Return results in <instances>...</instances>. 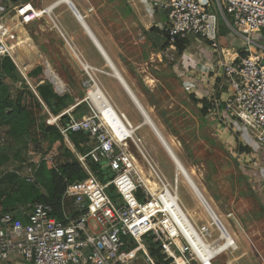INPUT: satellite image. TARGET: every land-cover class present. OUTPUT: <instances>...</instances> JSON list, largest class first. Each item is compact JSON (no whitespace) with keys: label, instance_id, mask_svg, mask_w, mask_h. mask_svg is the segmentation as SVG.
Instances as JSON below:
<instances>
[{"label":"built area","instance_id":"2783aa9c","mask_svg":"<svg viewBox=\"0 0 264 264\" xmlns=\"http://www.w3.org/2000/svg\"><path fill=\"white\" fill-rule=\"evenodd\" d=\"M217 1L218 5L212 0H152L155 8L165 10L168 15L165 28L168 45L163 55L174 62L180 55L177 71L190 76L189 81L195 84L193 70L206 64L187 49L179 51L175 44L191 36L208 40L216 52L217 61L207 67L216 72L220 80L213 84V91H224L225 94L208 99L210 114L226 129H234L235 119L240 120L252 131V140L264 148V54L257 52L258 44L254 38L264 31V0ZM54 2L44 6V0H25L14 5L6 14L0 9V56H10L26 79L25 67L16 58L24 41L12 40L10 36L19 25L45 16L57 26L54 13H47ZM11 11L16 19L7 23L4 19ZM220 18L242 36L244 50L248 53L246 56L227 58L220 50ZM60 32L64 35L61 29ZM83 65L85 67V63ZM85 69L90 76L89 83L99 86L90 74L92 66L86 64ZM89 104L92 112L88 117L77 118L69 113L70 120L66 124L61 123L65 109L58 115L50 113L47 120L49 124H56L67 140L70 131H85L90 135L92 143L88 151L82 153L76 149L88 177L66 188L61 196L59 211L47 202H36L28 204L19 215L3 213L0 216V261L19 253L34 264H142L141 260L144 264H157L144 243V237L149 236L160 242L162 253L170 264H201V257L190 248V241L181 226L175 228L176 219L166 202L167 193L179 198L177 174L174 188L135 137L137 126L129 124L133 130L131 135L120 124L115 126L108 122L109 128L92 103ZM4 141L5 136L1 135L0 145ZM130 143L137 148L158 179V192H153L145 182L136 160L130 155ZM244 154L247 156L248 153H240L239 157ZM89 160L105 163L112 178L106 182L100 180ZM109 187H113L116 200L108 193ZM139 191L142 198L138 195ZM208 212L214 228H201L195 224L200 235L210 243L226 242L222 229ZM126 239L135 241L137 247L124 251Z\"/></svg>","mask_w":264,"mask_h":264},{"label":"rangeland","instance_id":"374dc122","mask_svg":"<svg viewBox=\"0 0 264 264\" xmlns=\"http://www.w3.org/2000/svg\"><path fill=\"white\" fill-rule=\"evenodd\" d=\"M22 1L25 0H0L1 12L6 14L14 5ZM34 1L38 2V0ZM212 1L218 5L217 0ZM94 2L97 3L98 9H102L104 12L100 21L101 24L105 23L108 28L107 33L112 39L115 55L121 58L127 75L138 76L137 84L144 91V98H147L151 103V113L158 121L159 129H162L163 134L172 143L174 152L186 167L190 178L193 175L200 187L205 189V192L213 198L217 212L221 215L233 237L236 238L239 249L230 248L219 255L212 264H264V187L261 188L264 183V148H257L256 146L259 147V145L253 144L255 146H249L253 150L251 154L248 153L247 156L244 154L243 157H239V154L244 152V150H240L239 143L244 147L248 145L247 142L253 143L250 128L244 126L240 120L235 119L234 129L223 132V127L218 125V121L214 117H210L212 115L204 114L201 111V105L197 102L201 99H198L196 95L197 93L200 95V89L209 90L210 85L214 86L213 83L220 82L216 72H212L207 67L208 65L200 66L199 78L195 79L194 84L192 81L186 82L180 77L181 73L177 71L179 65L172 60L160 61L156 56L157 60L155 61L142 62L145 54L140 47L144 46L145 42L143 44L139 42L138 26L132 25L133 19L127 15L128 11L125 12L126 14L124 13L126 0H94ZM109 9H113L114 12L109 11ZM116 11L121 12L116 14ZM57 15L55 16L56 20L58 18L61 23L67 24V20L58 13V10ZM15 19L16 16L11 11L4 20L11 23ZM67 25L71 28V24ZM51 27L52 29H50ZM222 27L225 28V26ZM229 32L232 33V38L236 39V43L232 45L239 50L238 54L240 55V51L244 50L245 42L242 36L233 30L226 31L224 33L226 36L220 38L221 47H229V36L227 35ZM152 33L156 32L152 31ZM254 38L259 39L258 34ZM10 39H22L24 41L21 46L22 50H18L17 60L20 58L28 61L32 67L39 61L43 65V72L31 80V84L36 85L42 80L51 81L46 73L48 69L47 60H49L50 65L62 77L67 86V90L61 92L51 81L57 92L71 94L76 102L84 97L88 98L87 90L92 86V83H89L90 76L84 65L79 63L78 66L71 63V49L62 37L58 36V30L48 16L28 24L19 25L14 29ZM210 47L211 43L206 39L196 36L190 37V51L198 50L201 55L200 58L204 62H207L205 56ZM80 49L88 59L89 63L85 64L92 66V69H89L90 74L99 86L109 94L111 101L126 115L128 110L124 104L125 100L111 80L113 78L112 68L107 65L108 63L103 57H97L94 52L91 54L86 48ZM226 52L228 55L229 51ZM257 52L261 54L259 49ZM39 54L43 57H40ZM213 54L215 55V53ZM214 55L211 60L216 61ZM160 63L161 65L165 63V66L158 67ZM209 63L210 60L208 59L207 64ZM19 64L22 66L20 62ZM151 73L157 75L156 81L149 79ZM202 73L206 76V82L200 80ZM26 81L34 90L28 79ZM89 103L88 100L83 104V108L87 110L83 116L88 117L92 112ZM107 112L113 118L111 110L107 109ZM49 118L50 112L46 109L43 112V119H46L47 122ZM109 122L111 123L110 120ZM54 125L55 131L58 130L62 134L59 127ZM133 126L136 127L137 125L133 124ZM40 129L45 135L46 128ZM134 135L140 140L142 148L156 164L159 171L175 188L176 163L153 130L145 124V127L136 130ZM64 138L76 154L75 144L70 143L65 136ZM90 138L87 144L82 143L85 147L91 145ZM40 139V141H36L31 136L25 135L19 138L14 145H10L7 140L4 141L3 145H0V191L4 195L11 194L17 189V182L12 180L13 175L20 178L27 177L34 181L42 161L46 163L47 168H54L58 165L60 150H66V146L62 147L61 140L50 132H47L45 136H40ZM132 148L134 153L137 152L135 154L140 155L134 145ZM140 156V158L138 157L139 163L143 165L144 169L146 165L149 170L148 164L142 155ZM250 168L256 173H251L248 170ZM108 179L109 177L106 178V181ZM157 184L160 186L158 181ZM38 188L42 193H46V189L41 183H38ZM107 190L111 197L116 200L117 197L114 195L112 187L107 188ZM178 194L181 204L191 213L196 225L202 228L209 223L213 224L209 212L205 206L202 207L201 198L182 174H179ZM1 213H3L2 205H0ZM215 234L218 235V231H215ZM138 254L142 255V252ZM15 257L23 261L24 264H34L19 253L13 254L5 261L15 259ZM141 262L144 264L143 260Z\"/></svg>","mask_w":264,"mask_h":264},{"label":"trees","instance_id":"16d2710c","mask_svg":"<svg viewBox=\"0 0 264 264\" xmlns=\"http://www.w3.org/2000/svg\"><path fill=\"white\" fill-rule=\"evenodd\" d=\"M220 21H222V18H220ZM226 31V27H220L219 35H224ZM189 44L190 39L179 40L175 44V47L182 51ZM166 45H168V42H166ZM247 54L245 50L240 51L241 57ZM17 61L25 67L27 78L30 80L39 76L44 70L41 63L35 64L33 68H30L25 65L24 60L19 58ZM33 86L39 95L29 86L15 61L10 56H0V136L4 135L5 140L10 145H14L19 138L25 135H29L34 140L40 141V136H45L47 132H50L61 140L62 147L66 146V150H60L59 163L54 168H47L46 163L42 161L41 168L38 170L34 181L27 177L24 178L22 176L23 178H20L17 175H13L12 180L17 182V189L8 195H4L0 191V205H2L3 213L13 212L19 215L21 210L27 207L28 204L36 202H47L53 205L56 211H59L61 207V196L66 188L88 177V173L78 159L77 154L68 146L64 136L58 130L55 131L54 124H49L46 122V119H43V112L46 108H48L50 113L58 115L63 110L75 104V98L71 94H60L57 92L51 81L42 80L36 85L33 84ZM199 101L203 103L201 111L204 114L209 113V108L211 107L209 100L203 98L197 102ZM85 102L86 100L80 102L70 114L74 113L76 117L81 118L87 113V110L83 108ZM68 114L61 116V123L66 124L69 121ZM40 128H46L45 135L42 134ZM69 137L75 144L77 150L82 153L88 151L89 146L85 147L82 144H87L89 141L90 135L87 132L70 131ZM239 147L240 150H246V152L252 151L249 146L244 147L240 143ZM89 162L92 169L97 171L100 180L106 182L107 177L112 178L110 169L104 163H95L91 160ZM38 183H41L45 187L46 193L40 191ZM112 191L115 195L113 187ZM138 195L141 198L143 197L141 191L138 192ZM126 240L127 243L124 251L137 247L135 241ZM144 243L157 264H170L169 260H166L165 255L162 253L160 242L154 241L152 237L146 236Z\"/></svg>","mask_w":264,"mask_h":264},{"label":"crops","instance_id":"0c3cea01","mask_svg":"<svg viewBox=\"0 0 264 264\" xmlns=\"http://www.w3.org/2000/svg\"><path fill=\"white\" fill-rule=\"evenodd\" d=\"M54 1L55 0H44L43 5L45 6V5L50 4V3L54 2ZM57 1H60V0H57ZM70 1L75 5V7L77 8V10L81 14L82 20L80 18H78L77 14L75 13V11L72 8V6L70 4H68V3H66V2L60 3L57 7H55L53 9L52 12L54 13V16H58L57 15V10H58V13L63 18H65L67 20V24H71V28H70L69 25L61 23V21H59L60 19L57 18V20H56V17H55V20L57 22V26H59V27H57L56 25H54L56 27V29L58 30V36L59 37L61 36L62 39L65 41V43H67V46L71 49V63L77 64L78 66H79V63L81 65H83V63H89L88 62V59L86 58V56L83 54V52L80 49L82 47L83 48H86L91 54L94 52L97 55V57H99V58L100 57H103L104 60L106 61V63H108L107 65L109 67H111L109 65V62H111V64L114 63L113 66L118 71V73L121 75L123 82H121L119 79H117L114 76H112L113 78L111 80H113L114 86L116 85L117 89H119V91H120V95L125 100L124 104L126 105V108L128 110V112H126V116L128 117V119L134 125H137V127L138 126H141V127H139L140 130H141V129H143L145 127V123H144L145 122V115L141 112V109L144 110V111H146L147 114L149 115V117L151 118L152 122L156 126L157 130L160 132V134H161V136H162L165 144L167 145V147L170 146V148L172 149L173 148V146L171 145L172 143L163 134V132L161 131L162 129L161 128L159 129V126L160 125L158 124V121L152 116V113H151V109H152L151 108V103H149V101L147 100V98L146 99L144 98L145 93H144V91L137 84V81H139L138 76L137 75H131V74H128L127 75V72L124 69L125 67L123 65V62H122L121 58H118L115 55V52L113 50V45H112V39H110V36L107 33V29L108 28L105 25V23L104 24H101V21H100V19L102 18V15H104L103 10L102 9H98V6H96L97 3L95 4L94 0H70ZM125 5L126 6H125V9H124V13L126 11H128V14L127 15H129L133 19V24L132 25L134 27H135V25H137L138 28L140 29V30L138 29V31H137L139 42H141L142 44H143V42H145L144 43V46L140 47V49L143 52V54H145L144 55V59L143 60L142 59H138V60H142V62H146V61H149V60L150 61H155V60H157L156 59V56H157L160 59V61H166V60L169 61L170 59H168L167 57H165L163 55V51L167 47V45L165 46V44L167 42V33L165 31V28H166L167 23H168V15H167V12L165 10H161V9L155 8L153 6L152 0H126V4ZM152 8H154V9H152ZM104 11H106V10H104ZM109 11L114 12L113 9H109ZM120 12L121 11H118V12L116 11V14H119ZM222 25L226 27L227 31L228 30H230V31L233 30V29H231V27H229L227 24H225L223 22V20L220 21L219 28ZM50 29H52V27ZM60 29L62 30V32H63L64 35L61 34ZM152 31H154L156 33H152ZM227 35L229 36L228 37V40H229V43H230L229 44V47H221V45H222L221 43L222 42H221V39L220 38L226 36V34L225 35H222V36L219 35L220 36V38H219V41H220V50L223 52V54L227 58H232V57H235V56L239 55L238 54L239 53V50L236 49V47L234 45H232V44L236 43V39H233L232 38V33L229 32ZM111 36H112V34H111ZM258 37H259V39L258 38H255V41L258 44L257 45L258 46L257 47V50L259 49L261 51L260 53H263L264 54V31H262L260 34H258ZM95 38L98 40V42L100 43V45L104 48V50L107 52V54L109 55V57H110V59L112 61L109 58H107V60H106V58L104 57L102 51L100 50V47L97 45ZM243 47L245 49V44H244ZM184 49H187L188 51H190V44L187 47H185ZM227 50L229 51V54L228 55H227V52H226ZM190 52L191 53H194L195 56L197 58H199V61L201 63L206 64V65H209L212 62L215 63L217 61V60L216 61L211 60V58H213V55H214L213 53H216V52L213 51V48L212 47H210V50L207 51L206 56H205L206 59H207V62H208V59L210 60V63L209 64H207V62H204L200 58L201 55H200V52L198 50H196V51H192L191 50ZM39 55H40V57H43V56H41V54H39ZM214 58L216 59V54L214 55ZM180 61H181V57H180V55H178L177 56V61L175 60V63L178 64ZM47 62L50 63L49 60H47ZM38 63H40V61L37 62L36 64H38ZM25 65L29 66L30 68H33L35 66V65H33V67H32L31 66V63H29L28 61H25ZM160 66H163L164 67L165 66V63H163V65H161V63H160L158 65V67H160ZM112 71H113V68H112ZM199 72H200L199 69H197L196 71L193 70L192 75L195 77V79H198L199 78ZM180 77L183 80H185L186 82H188V80L190 78V76H187V74H182V73H181ZM205 77L206 76L201 75L200 76V80H202V82H204V81L206 82V78ZM149 79H151V81L152 80L156 81L157 75H153V73H151ZM30 81L31 80L29 79L28 82L31 84ZM31 85H33V84H31ZM206 87H209V86H206ZM209 88H210L209 90H207V89L201 90L200 89V95L197 93V95H196L197 98L198 99H203V98H207L208 97L207 99H209V98H212L213 95L214 96H216V95L217 96H225V94L223 93L224 91L218 92V93H214L213 92L214 86H211L210 85ZM102 91L104 92V94L106 95V97L109 99L110 103H112L113 105H115L111 101V99L109 98V96H108L109 94L107 92H105L103 89H102ZM134 97L136 98V100L134 99ZM86 98L87 97H84L82 99H79L78 101H80V102L85 101ZM88 100L90 101L89 97H88ZM76 103L73 104V105H71L70 107H68L66 109V111L62 115L68 114L72 110H74L78 106V104H79V103H77V104ZM198 104L201 105V108H202L203 103L201 101H199ZM115 106H116V108L118 109L119 112H122L121 109L117 105H115ZM207 114L211 115L210 114V108H209V113H207ZM105 115L107 117L108 122L110 120L111 121V124L113 123L116 126L117 123H116L115 117L113 116V118H112V116L110 115L109 112H107V113L105 112ZM210 117L213 118L214 116H210ZM218 125H221L223 127V129H222L223 132H225V131H228L229 132V128L226 129L222 124H220L219 121H218ZM150 128L153 130V132L155 133V135L158 137L159 141L164 146V143L159 138V136L156 134V132L154 131V129L152 127H150ZM68 137H69V135H68ZM68 141L69 142H72L71 139H70V137H69V140ZM252 142L253 143L247 142V144H248L247 146L253 147V146H255L253 144H257L253 140H252ZM132 147H133V143H130V149H131L130 151H132L134 153V151H133L134 149ZM256 147L257 148H261L260 146L259 147L256 146ZM172 151L174 152V148L172 149ZM244 152H246V151H244ZM244 152H242V153H244ZM252 152H253V150L251 152H246V153L251 154ZM135 153H137V152H135ZM135 153H134V155L136 156L137 162L139 163L138 157L140 158L141 156L139 154H135ZM175 155H176V153L174 154V156ZM175 158L177 160L179 159L177 157V155L175 156ZM142 161H143V159H142ZM179 162L183 165L184 169L187 171L186 167L184 166V164L181 162L180 159H179ZM143 163L145 164V162H143ZM139 164L142 166L143 170H145V171L146 170L147 171H151L150 168H149V170L146 168L147 167L146 165H145V169H144L143 165L141 163H139ZM248 170L251 171V173L252 172L253 173H256V171H254L253 169L251 170V168L248 169ZM140 171L142 173V170L141 169H140ZM176 171L178 172V170H176ZM179 174H181V173H179ZM191 177H192L191 180H194L193 182L195 184V187L196 186L198 187V188L196 187V190L193 187L192 188L196 192V194H198V196L201 198L202 207H204L206 205L207 208H208L207 209L205 207L206 210L207 211L208 210L210 211V213L213 216V218L215 220L217 219V220L222 221L223 224L226 226V224L224 223L221 215H219V213L216 210L215 203H213V198L207 192H205L206 191L205 189H203V188L200 187L198 181L195 179V177L193 175H191ZM263 181H264V178H263ZM262 187H264V183L261 186V188ZM202 198H204V199H202ZM204 200L206 201V204L203 203V202H205ZM189 214L191 216V213L190 212H189ZM192 220H193V218H192ZM207 227H213V225L211 223H209V225H207ZM226 228L228 229L227 226H226ZM229 232H230V230H229ZM0 264H24V262L21 261V260H19L17 257H15V259L13 258L12 260H8V261L3 260V261H0Z\"/></svg>","mask_w":264,"mask_h":264},{"label":"bare ground","instance_id":"6f19581e","mask_svg":"<svg viewBox=\"0 0 264 264\" xmlns=\"http://www.w3.org/2000/svg\"><path fill=\"white\" fill-rule=\"evenodd\" d=\"M62 2H66V3L71 5L70 0L56 1L48 7L47 13L48 14L52 13L53 9L55 7H57ZM109 65L111 66V68H113L112 75L114 77H116L117 79H119L121 82H123L121 75L115 69L113 64H111V62H109ZM85 67H86V64H85ZM46 73H47L48 78L57 86V88L61 92L62 91L64 92L65 90H67V86L65 84V81H63L62 77L57 73V71L50 70L48 68ZM31 86H33V85H31ZM34 90L39 95V93L36 91L35 87H34ZM87 96L89 97L90 102L92 103L93 108L95 109L97 114L102 118V120L107 124V126L109 128H110V125H109L110 122L108 123L107 117L105 115V112L107 111V109L111 110V113L116 118V123L118 125L120 124L123 127V129L125 130V132H127L129 135L132 134L133 130H131V128L129 127V124H131V121L128 119L127 116H125V115L123 116V114L121 112H119L118 109L112 103H110L109 99L106 97V95L104 94V92L102 91V88L100 86L92 85L87 90ZM134 99L136 100L135 97H134ZM79 102L80 101H78L77 103H79ZM141 112L145 115V122L144 123L149 125L150 127H152L154 129V131L159 136V138L162 140V142L164 143V146L166 147V149L168 150V152L170 153V155L172 156V158L176 162L178 172L181 173L187 179V181L190 183V185L196 190V187H195L193 180H191L187 171L184 169L183 165L179 162V159L177 160L175 158L176 155L174 156L175 153L172 151V149H170L169 146L167 147V145L165 144L160 132L157 130V128L154 125V123L152 122L151 118H149V116L147 115V113L144 110L141 109ZM105 118H106V121H105ZM139 127H141V126H138L136 130H139L140 129ZM130 155L136 160L137 166L138 167L140 166L139 169L142 170L143 178H144L145 182L148 184V186H150L151 190L155 193L158 192L160 190V186L157 184L158 179L155 177L154 173L151 171L143 170L142 166L137 162V158L132 151H130ZM178 172L176 174L178 176V181H179V173ZM165 197H166V202L168 203V205L170 207V211H172V215L176 219V222L174 225L175 228L177 229V226H181L184 234L186 235V237L190 241V248L194 252H197L199 254V256L201 257V264H212L214 262V261L212 262V259H214V257H216V256L223 254L228 247H232L233 250L239 249V245H238L236 239L232 235H230L231 233L228 234L226 232V230H224V228L222 227V224L219 220L214 219L223 231L222 237L225 238L227 241L226 242L225 241L219 242V243L218 242L210 243L202 235H200V232H199L197 226L195 225L194 221L192 220L188 210L182 206V204L179 201V198L176 196H172L169 193H167ZM202 199H204V198H202ZM204 203L206 204V201ZM174 232H176V231H174ZM192 237H194V238H192Z\"/></svg>","mask_w":264,"mask_h":264},{"label":"water","instance_id":"95a60500","mask_svg":"<svg viewBox=\"0 0 264 264\" xmlns=\"http://www.w3.org/2000/svg\"><path fill=\"white\" fill-rule=\"evenodd\" d=\"M71 6H72V8L74 9V11H75V13L77 14V16H78V18H80L81 20H82V16H81V14L79 13V11L77 10V8L75 7V5L71 2ZM96 39V38H95ZM96 43H97V45L100 47V50L102 51V53H103V55H104V57L106 58V60H107V58H109L110 59V57H109V55L107 54V52L104 50V48L100 45V43L98 42V40L96 39ZM111 60V59H110ZM112 61V60H111ZM263 64H264V60H263V62H262ZM114 64V63H113ZM47 65H49L48 66V68L50 69V70H54L53 68H52V66L50 65V63L49 62H47ZM36 93V92H35ZM37 94V93H36ZM138 102V101H137ZM141 106V105H140ZM142 107V106H141ZM143 108V107H142ZM144 109V108H143ZM146 112V111H145ZM147 113V112H146ZM148 115V114H147ZM149 116V115H148ZM150 118V117H149ZM170 147V146H169ZM171 149V148H170ZM197 187V186H196ZM198 188V187H197ZM220 221V220H219Z\"/></svg>","mask_w":264,"mask_h":264}]
</instances>
